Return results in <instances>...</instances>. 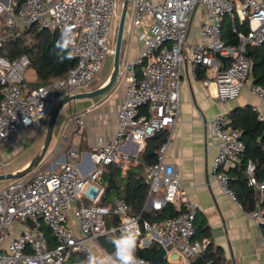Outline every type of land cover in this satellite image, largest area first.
Listing matches in <instances>:
<instances>
[{
  "label": "built area",
  "instance_id": "built-area-1",
  "mask_svg": "<svg viewBox=\"0 0 264 264\" xmlns=\"http://www.w3.org/2000/svg\"><path fill=\"white\" fill-rule=\"evenodd\" d=\"M118 0H0V174L5 171L3 149L20 143L23 132L45 129L52 110L62 97L74 94L96 77L105 60L114 56L110 39ZM134 30L143 43L138 58L121 71L125 86L118 125L106 141L89 153L80 154L73 140L64 149V158L52 162L46 171L8 180L0 189V264H82L88 252H112L101 242L114 229L126 224L138 226L140 247L147 233L171 239V248L185 260L201 254L208 238L197 239L196 218L199 204L190 199L181 186L175 164L167 161L172 134L182 108L183 65L190 62L210 70L216 86V99L227 103L237 99L247 87L251 75L250 49L264 44V2L262 0H132ZM203 5L207 18L199 41L188 44L189 26L198 7ZM237 43L223 37L226 19ZM245 24L246 30L240 28ZM74 26V60L65 76L36 88L29 86L27 72L31 59L23 54L15 59L4 56L2 49L9 37L25 30L59 31ZM140 28L141 30H137ZM227 58L226 67L217 54ZM135 66L141 67V75ZM123 74V75H122ZM260 104L253 107L264 121V85H255ZM70 121L82 126L75 113ZM218 143L214 157V179L223 191L238 201L230 187V168L242 163L246 149L243 131L228 125L223 115L207 124ZM170 131L158 150L157 160L144 165L148 194L143 210L160 211L179 202L177 213L161 221H150L130 213L122 198L114 200V209L101 204L105 187L100 182L103 167L128 166L140 162L147 140ZM80 130L74 132L78 135ZM68 140V137H66ZM133 141L136 149H123ZM63 151H62V149ZM50 156V155H49ZM258 162L249 159L245 171L248 185L257 191L258 205L264 203V180L256 175ZM121 222L108 225L111 213ZM255 223L264 225V210L249 213ZM49 232V233H48ZM118 234V232L116 233ZM264 249V235H262ZM143 264H156L139 257ZM171 261V260H170Z\"/></svg>",
  "mask_w": 264,
  "mask_h": 264
},
{
  "label": "crops",
  "instance_id": "crops-1",
  "mask_svg": "<svg viewBox=\"0 0 264 264\" xmlns=\"http://www.w3.org/2000/svg\"><path fill=\"white\" fill-rule=\"evenodd\" d=\"M152 1L158 3L164 0ZM262 1L264 2V0ZM133 13L134 6L131 8L128 22L126 21L124 33L121 57V66L124 69L127 64L135 62L143 47L139 36L136 32H133ZM206 18V8L203 5H198L190 21L189 45L199 41ZM230 19V17L226 19L225 28ZM138 30L141 29L137 28L136 31ZM205 69L207 70L206 78L200 80L196 77V69L190 62H186L183 65L182 108L178 123L172 134V144L168 149L167 161L175 164L180 174L181 186L186 190L190 199L199 204L196 227L200 225L210 227L214 244L221 246L224 250L225 264H264L262 229L255 223L250 214L242 208L240 203L232 200L214 179V157L218 152V141L207 125L217 115H223L226 118V115L238 106L249 104L255 107L260 104V99L253 91L255 85H253V79L250 75L247 87L237 99L227 103L219 101L216 99V86L212 82L214 75L210 70ZM136 71L138 75H141V67L136 68ZM111 72H113L112 69L105 78L98 77L92 80L75 91L74 94L91 92L105 86L109 81ZM28 75L29 84L33 85L37 79L36 71L29 69ZM124 96V83L122 84V80L118 79L114 86L103 94L95 97L80 98L65 104L55 126V128H60V130L57 134L55 146L52 148V154L56 155L53 163L64 158L63 152L58 151L59 147L62 146L65 149L72 140L79 149L81 156L83 155L86 160H89V153L96 149L98 139L102 137L108 141L115 132ZM63 98L65 97L60 100ZM64 111L65 113H63ZM73 113L82 118L81 127L70 121ZM47 126L48 122L44 127L45 129H40L36 132L24 131L20 137V143L12 146L16 154L29 144L38 142L43 133L42 131L47 132ZM77 130H80V133L74 135ZM66 137H68V140H66ZM42 146L43 141L40 143L38 151L41 150ZM12 147L6 146L3 150ZM136 148L137 145L133 141H128L123 146V149ZM146 148L147 142L144 151ZM143 152L140 153V162L133 164L134 166L140 165L144 168V165L150 161ZM149 152L156 153V150H150ZM32 156L25 159L22 165L12 168L7 173L16 172L26 167L30 163ZM48 167L43 166L38 170L44 168L47 170ZM137 170L141 171V168ZM232 173L229 174L232 175ZM178 203L171 205L176 211L179 209ZM146 237L148 241L145 247L157 242L161 247L162 245L170 244L169 248H171L172 242L169 238L163 239L156 233H147ZM172 251L173 248L170 249V252ZM166 260L170 264H190V259L185 260L181 256L179 260L170 261L168 258Z\"/></svg>",
  "mask_w": 264,
  "mask_h": 264
},
{
  "label": "trees",
  "instance_id": "trees-1",
  "mask_svg": "<svg viewBox=\"0 0 264 264\" xmlns=\"http://www.w3.org/2000/svg\"><path fill=\"white\" fill-rule=\"evenodd\" d=\"M232 23L233 20L230 19L226 24V28L224 24L223 37L227 43L236 44L237 34L231 28ZM240 28L243 30L247 29L245 24H241ZM2 30L6 31L4 27ZM59 36V31L52 32L36 28L25 30L19 35L9 37L2 49V53L9 59H15L23 54H27L30 57L31 65L29 69H34L37 75L36 82L31 85L32 88H36L65 76L67 71L75 65L74 59L66 60L64 63L56 62L53 46ZM249 56L252 61L251 77L253 85H264V44L251 48ZM206 72L205 68L199 66L196 68V77L204 80ZM226 119L229 126L243 131V140L246 145L241 165L229 170V173L233 172L232 175L230 174L232 176L230 187L246 212L251 213L259 207L264 210V203L261 206L258 205L256 189L248 185L245 171L247 161L255 159L258 162L256 175L260 181L264 180V121L259 118V113L249 104L234 108L226 115ZM166 140L167 133L164 131L147 140V148L143 154L149 158L150 161L148 163L157 160V154L149 151L158 150ZM138 168H141V171H138ZM142 168L140 165L122 166L111 164L104 166L100 177V182L105 187L101 204L114 209L113 200L122 198L129 204L131 214L139 215L143 219H148L152 222L161 221L175 215L177 211L171 205L160 211L143 210L148 194V185L144 184L145 175L144 168ZM107 220L109 226L117 225L121 222V218L113 212ZM261 229L264 235V225ZM196 238H208L209 243L201 254L190 259V264H225L224 250L221 246L214 244L209 226H198ZM100 240L104 246L113 251L108 236L102 237ZM140 241L141 236L138 238L136 253L138 257L151 258L161 252L162 247L157 242H153L149 247L142 248L140 247ZM162 263L170 264L167 260Z\"/></svg>",
  "mask_w": 264,
  "mask_h": 264
},
{
  "label": "water",
  "instance_id": "water-1",
  "mask_svg": "<svg viewBox=\"0 0 264 264\" xmlns=\"http://www.w3.org/2000/svg\"><path fill=\"white\" fill-rule=\"evenodd\" d=\"M130 1L131 0H124V3H123V10H122L121 18L118 24V30H117V36H116V42H115L113 72L107 84H105V86L98 88L94 91L72 94L60 100L59 103L56 105L54 112L49 118L45 141L43 143L41 150L38 152L35 158L26 167L16 172L2 173L0 174V180H11V179H17V178L26 176L29 172H31L35 167H37L43 161V159L48 153L49 146L53 138V134L55 131V126H56L58 117L60 115L61 110L65 106V104H68L71 101L77 100L80 98L95 97L100 94H103L109 91L114 86V84L117 82L121 74L122 46H123V41H124L127 12H128ZM217 56L223 60L224 67H226L227 58L225 56H221L219 53L217 54ZM144 184H147V182L144 181ZM167 258L171 261L179 260L180 254L177 251H174V252L172 251L171 253H169L168 248L162 245L161 252L157 256L151 257L150 259L156 264H161Z\"/></svg>",
  "mask_w": 264,
  "mask_h": 264
},
{
  "label": "clouds",
  "instance_id": "clouds-1",
  "mask_svg": "<svg viewBox=\"0 0 264 264\" xmlns=\"http://www.w3.org/2000/svg\"><path fill=\"white\" fill-rule=\"evenodd\" d=\"M74 26L65 25L59 38L54 44V55L57 63H64L74 58L75 35ZM118 232V234H116ZM139 229L134 223H129L120 229H114L108 234L109 243L113 247L112 252L92 251L82 264H143L137 256Z\"/></svg>",
  "mask_w": 264,
  "mask_h": 264
},
{
  "label": "rangeland",
  "instance_id": "rangeland-1",
  "mask_svg": "<svg viewBox=\"0 0 264 264\" xmlns=\"http://www.w3.org/2000/svg\"><path fill=\"white\" fill-rule=\"evenodd\" d=\"M123 3H124V0H118L117 4H116L115 16H114V20H113V24H112V34H111V37H110V39L112 41V44H114V46H115V42H116L118 24H119V21H120V18H121L122 10H123ZM132 6H134V4H133V2L131 0L130 3H129L128 12H127V20H126L127 22H128V18H129V14L131 12ZM0 24H1V27L3 28V25H2L3 23L1 22V20H0ZM113 58H114V56H109L106 59L101 71L96 75V77L94 79H97L98 77L105 78L108 75V73L110 72L111 69L113 71V64H114ZM136 68H140V66H135V72H136V74H138V72L136 71ZM123 70H124V68L121 66V71H123ZM125 70H126V67H125ZM28 76L29 75H28V72H27V77ZM120 77H121V74L119 76V79H120ZM54 108H53V110H54ZM53 110H52V113H53ZM63 113H65V111ZM59 130H60V128H55V131H54V134H53V138H52L51 144L49 146V150H48L47 155L45 156L43 161L37 167H35L31 172H29L27 174L28 176L33 174L34 172H36L39 168H42L43 166H50L51 163L55 160L56 155L52 154V151H53L52 148L55 146V142H56V138H57V134H58ZM46 131H47V128H46ZM42 132L43 133H42L41 137L39 138V141L37 140L38 142L29 144L28 146L22 148V150L19 151L18 154H16V151H15L14 147H12V146H9V147H12V148H6L5 150H3L2 155H3V159L6 161V166H5V171L6 172L10 171L12 168H15L17 166L22 165L24 160L27 159L28 157H31L32 155H34V156H32L30 162L35 158V156L39 152L38 148H39L40 143L42 141L44 143V141H45L46 132L45 131H42ZM164 132L167 133V139H168L169 136H170V131L169 130H165ZM50 154H51V156H49ZM43 170L46 171V168H44ZM7 181L8 180H0V189L3 188L7 184ZM198 222H199V220H198ZM73 262H74V260H71L70 264L73 263Z\"/></svg>",
  "mask_w": 264,
  "mask_h": 264
}]
</instances>
